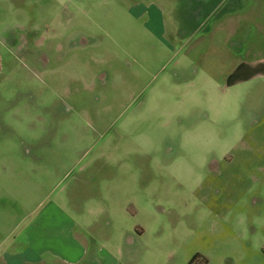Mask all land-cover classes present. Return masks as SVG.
<instances>
[{"label":"rangeland","instance_id":"1","mask_svg":"<svg viewBox=\"0 0 264 264\" xmlns=\"http://www.w3.org/2000/svg\"><path fill=\"white\" fill-rule=\"evenodd\" d=\"M123 5L0 0V249L41 203L128 264H264V76Z\"/></svg>","mask_w":264,"mask_h":264},{"label":"crops","instance_id":"2","mask_svg":"<svg viewBox=\"0 0 264 264\" xmlns=\"http://www.w3.org/2000/svg\"><path fill=\"white\" fill-rule=\"evenodd\" d=\"M115 1L117 8L125 7L123 3L130 4L134 18H148L149 32L159 41L161 34H166L167 11L174 30L170 36L173 41L201 34V64L216 63L222 81L234 92L264 76V65L260 66L264 57H260L262 51L255 44L256 27L260 33L264 31L255 20L264 15V0ZM170 47L174 48L172 43ZM16 204L19 210L23 208L22 204ZM41 205L37 203L24 214L25 220L18 225L27 223L8 248L0 249V264H128L129 256L123 255L121 249L123 256L117 257L101 238L92 236L88 227H84L86 233H77L74 220L59 207L50 210L40 208Z\"/></svg>","mask_w":264,"mask_h":264},{"label":"trees","instance_id":"3","mask_svg":"<svg viewBox=\"0 0 264 264\" xmlns=\"http://www.w3.org/2000/svg\"><path fill=\"white\" fill-rule=\"evenodd\" d=\"M197 258L195 257L194 259H192V261L190 262V264H193V262L196 260Z\"/></svg>","mask_w":264,"mask_h":264}]
</instances>
